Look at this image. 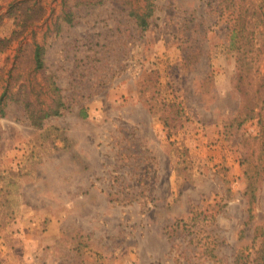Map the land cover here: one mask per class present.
I'll use <instances>...</instances> for the list:
<instances>
[{
  "label": "rangeland",
  "instance_id": "rangeland-1",
  "mask_svg": "<svg viewBox=\"0 0 264 264\" xmlns=\"http://www.w3.org/2000/svg\"><path fill=\"white\" fill-rule=\"evenodd\" d=\"M79 1L0 0V93L40 92L33 41L74 12L45 44L62 114L0 118V264H253L264 123L246 117L262 94L239 80L237 15L152 0L139 30L125 0Z\"/></svg>",
  "mask_w": 264,
  "mask_h": 264
},
{
  "label": "trees",
  "instance_id": "trees-1",
  "mask_svg": "<svg viewBox=\"0 0 264 264\" xmlns=\"http://www.w3.org/2000/svg\"><path fill=\"white\" fill-rule=\"evenodd\" d=\"M128 5V16L134 19V24L139 30H146L150 25V18L154 12V3L152 0H125ZM103 0H84L79 1L80 4H100ZM239 2H241L239 4ZM218 10H228L235 13L238 17L236 27L238 31L233 32L236 27L232 28V39L237 37L236 40L238 55L237 64L240 69L239 80L245 82L248 88H252V83L258 80L255 93L262 94L251 98L252 102H248L247 107L249 113L246 115L252 118L258 115L259 123H264V66L259 64L256 56L264 50V0L258 4L255 0H219ZM255 15L256 18L253 22L248 23L245 18L246 15ZM60 19V20H57ZM74 20V12L72 9L62 11V14L56 18L51 26H48L42 36V40L38 42L33 41V49L31 52V61L34 64L33 69L42 75L44 83L40 92L30 86L28 81H23L18 84L16 89L7 85L0 93V118L7 114L8 105H20L21 111L30 120V123L35 127L43 125L44 121L51 116H58L62 114L65 107V102L59 92V87L51 75L46 74V65L44 55L46 51V39L49 34H57L61 31L64 24H71ZM52 26L54 28L52 29ZM247 27V28H246ZM235 39V38H234ZM249 56V60H246ZM186 57V56H185ZM254 63V65H253ZM254 68V72L251 69ZM43 93L47 100H40L39 94ZM34 94V95H32ZM41 103L44 106H41ZM82 115L86 116L85 110H81ZM251 202V200H250ZM256 232L262 237V246H264V224H261ZM253 264H264V252H261L259 257L252 259Z\"/></svg>",
  "mask_w": 264,
  "mask_h": 264
}]
</instances>
